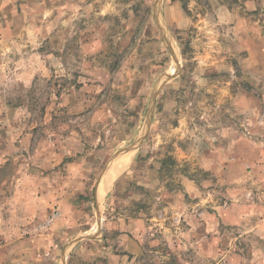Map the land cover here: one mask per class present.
<instances>
[{"label":"rangeland","instance_id":"rangeland-1","mask_svg":"<svg viewBox=\"0 0 264 264\" xmlns=\"http://www.w3.org/2000/svg\"><path fill=\"white\" fill-rule=\"evenodd\" d=\"M0 264H264V0H0Z\"/></svg>","mask_w":264,"mask_h":264},{"label":"bare ground","instance_id":"bare-ground-1","mask_svg":"<svg viewBox=\"0 0 264 264\" xmlns=\"http://www.w3.org/2000/svg\"><path fill=\"white\" fill-rule=\"evenodd\" d=\"M127 154V153H126ZM125 155V154H124ZM129 159L124 163L122 164L121 166H119L118 168H116L115 170H112V174H116L118 171H121V169H124L128 163ZM107 184V179L103 177L100 185H99V188H98V195L101 197V190H102V186H106ZM103 192V191H102Z\"/></svg>","mask_w":264,"mask_h":264},{"label":"crops","instance_id":"crops-1","mask_svg":"<svg viewBox=\"0 0 264 264\" xmlns=\"http://www.w3.org/2000/svg\"><path fill=\"white\" fill-rule=\"evenodd\" d=\"M108 182H109V181H108ZM185 184L188 185V182H186ZM189 184H190V183H189ZM234 207H235V205L232 204V205H230L229 207H227V209H220V210L218 211V214H219L221 220H223V221H227V220L229 219V216H230L229 214L231 213V210H232Z\"/></svg>","mask_w":264,"mask_h":264}]
</instances>
